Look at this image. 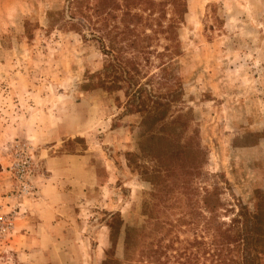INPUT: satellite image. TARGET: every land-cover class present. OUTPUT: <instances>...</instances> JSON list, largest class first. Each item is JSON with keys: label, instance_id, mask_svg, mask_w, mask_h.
Here are the masks:
<instances>
[{"label": "rangeland", "instance_id": "374dc122", "mask_svg": "<svg viewBox=\"0 0 264 264\" xmlns=\"http://www.w3.org/2000/svg\"><path fill=\"white\" fill-rule=\"evenodd\" d=\"M96 2L0 0V213L21 202L15 228L50 174L47 161L73 156L76 245L66 249L80 260L72 264H103L106 257L151 264L142 244L130 251L125 243L127 228H154L146 214L152 185L141 175L149 164L139 149L141 116L126 108L124 90L96 81L109 57L93 36L101 33L94 18L76 11L78 3ZM181 2L177 51L170 53L174 42L159 33L151 45L162 55L153 52L140 66V83L151 79L155 94L169 102L168 115L182 114L180 141L193 137L204 154L195 169L188 166L185 192L183 184L173 186L163 216L173 225L169 236H152L166 251L165 264H177L174 256L194 239L210 248L217 229L264 232V0ZM16 158L31 164L34 188L20 199L10 170ZM14 231L0 237V264H23ZM253 264H264V255Z\"/></svg>", "mask_w": 264, "mask_h": 264}, {"label": "trees", "instance_id": "16d2710c", "mask_svg": "<svg viewBox=\"0 0 264 264\" xmlns=\"http://www.w3.org/2000/svg\"><path fill=\"white\" fill-rule=\"evenodd\" d=\"M168 10L171 11V17L165 25ZM76 11L86 16L88 22L94 18L92 23L96 22L94 26L101 33L93 36L100 43L104 55L109 57L102 70L94 76L96 81L105 89L124 90L126 108L141 116L139 149L149 162L147 166H142L141 175L152 185L146 214L154 228L151 231L143 227L127 228L126 249L134 251L137 244H142L139 251L142 256L149 258V263L165 264L168 260L166 251L161 248L160 239L152 236L159 231L164 232L163 237L169 236V226L173 225L163 219V216L170 210L167 202L172 195L173 186L183 184L185 192L193 171L188 166L195 169L204 154L193 137L180 141L182 129L178 131L176 128L184 123L181 120L182 114L168 115L169 102L155 94L149 86L151 79L140 83V66L149 62L151 53L162 55L151 45L159 33L174 42L170 53L177 51L175 29L177 23L183 20L185 10L181 0H97L93 6L84 8L83 4L78 3ZM147 30L150 34L146 33ZM169 47L166 45L164 50L170 49ZM250 215L253 219L257 218V212ZM216 231L218 232L213 233L209 243L210 248L205 249L204 242L194 239L193 243L187 242L178 255L174 256L175 262L253 264L254 258L261 259L264 255V232L260 227L250 229L247 225L238 228L232 226ZM112 233L113 226L110 231L111 238ZM145 243L148 251L144 249ZM154 246L156 248L152 249ZM161 256L166 258L165 261H161ZM201 256L207 263L201 260ZM103 264L117 263L106 257Z\"/></svg>", "mask_w": 264, "mask_h": 264}, {"label": "crops", "instance_id": "0c3cea01", "mask_svg": "<svg viewBox=\"0 0 264 264\" xmlns=\"http://www.w3.org/2000/svg\"><path fill=\"white\" fill-rule=\"evenodd\" d=\"M73 161V156L64 155L47 161L52 167L50 174L38 182L35 194L25 203L26 213L15 220L12 241L23 264H72L80 260L66 249L76 245Z\"/></svg>", "mask_w": 264, "mask_h": 264}, {"label": "built area", "instance_id": "2783aa9c", "mask_svg": "<svg viewBox=\"0 0 264 264\" xmlns=\"http://www.w3.org/2000/svg\"><path fill=\"white\" fill-rule=\"evenodd\" d=\"M29 159L31 156H28ZM10 170L12 171L16 181V198H23L33 192V186L29 180L31 173V164L27 159L19 161L17 158L11 162ZM20 201V200H19ZM21 202L9 213H0V237L9 236L14 230V219L18 216Z\"/></svg>", "mask_w": 264, "mask_h": 264}]
</instances>
